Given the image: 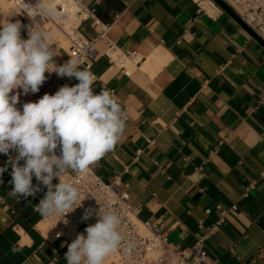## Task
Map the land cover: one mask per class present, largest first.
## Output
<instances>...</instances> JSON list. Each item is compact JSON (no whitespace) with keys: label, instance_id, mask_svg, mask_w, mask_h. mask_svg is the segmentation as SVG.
I'll return each instance as SVG.
<instances>
[{"label":"crops","instance_id":"1","mask_svg":"<svg viewBox=\"0 0 264 264\" xmlns=\"http://www.w3.org/2000/svg\"><path fill=\"white\" fill-rule=\"evenodd\" d=\"M82 1L96 16L82 23L86 37L100 31L96 21L111 25L97 42L93 87L111 90L127 116L122 140L95 163L98 174L129 194L141 223L160 226L183 248L204 234L201 224L217 222L236 205L205 242L207 264H264V48L204 0ZM112 44L126 57L128 74L106 56ZM55 48L63 64L68 49ZM17 91L19 109L37 101ZM7 161L0 154V167L7 166L0 176V264H47L57 255L56 264H67L72 241L48 236L34 210L47 189L11 197Z\"/></svg>","mask_w":264,"mask_h":264},{"label":"clouds","instance_id":"2","mask_svg":"<svg viewBox=\"0 0 264 264\" xmlns=\"http://www.w3.org/2000/svg\"><path fill=\"white\" fill-rule=\"evenodd\" d=\"M34 9L28 14L31 25L0 19V154L8 156L11 166L9 195L27 199L46 188L34 210L43 218L62 217L60 221L67 225V215L83 207L89 197L61 177L68 172L86 173L112 151L124 136L127 116L111 90L95 91V77L81 67L80 58L55 62L58 54L51 35L35 21L41 12L55 15L54 10L48 0H37ZM24 28L27 39L21 36ZM45 73L74 78L78 83L65 84L19 109L21 92L17 90L24 95L38 93L49 78ZM12 152L17 154L13 157ZM5 171L7 166L0 167V176ZM93 216L97 222L66 245L67 264H105L124 244L121 219L114 209L86 208L82 220ZM56 235L59 238L62 233Z\"/></svg>","mask_w":264,"mask_h":264},{"label":"built area","instance_id":"3","mask_svg":"<svg viewBox=\"0 0 264 264\" xmlns=\"http://www.w3.org/2000/svg\"><path fill=\"white\" fill-rule=\"evenodd\" d=\"M209 1L213 7L215 6L221 11L215 3ZM48 2L51 4L55 15H46L41 12L39 16L35 17V21L44 30L56 28L69 44V58H80L81 67L91 70L98 54L97 42L107 37L111 25L96 21L100 31L94 38H88L83 34L81 27L84 21L96 17L95 10L87 8L82 0H48ZM0 3L8 5L6 11L0 14V18L11 19L13 22L19 20L26 26L32 24V18L28 14L35 10L34 6L37 0H0ZM227 3L264 40V0H231L230 3ZM197 20L195 19V21ZM21 34L27 38V28L22 29ZM57 46L62 47L61 42L58 41ZM106 56L112 63L120 65L125 74L129 73L124 65L126 57L115 45L110 46ZM224 69L225 67H222L221 71ZM45 75L49 78L40 87L38 93L32 94L37 101L46 93L54 94L69 79L68 77L60 78L55 73H45ZM26 102L30 101L25 100L23 104ZM145 140L149 147L155 145V139L145 137ZM142 153L143 150H139L135 160H138ZM57 154L59 155V149H57ZM62 179L79 186L82 195L89 198L83 201V207L77 208L67 215V225L60 221L62 217H42L41 223L51 231L53 240H60L66 237V232L72 224L76 228L85 229L97 222L95 216L87 221L82 220L86 208L114 209L120 216V227L125 236L124 244L111 255V262L114 264H207L209 256L205 248L206 240L220 230L230 213L237 210V206L234 205L229 211L222 210V216L217 222L209 226L201 224L204 234L196 240L192 247L183 248L172 245L160 226L154 223H141L138 220L140 209L133 207L129 194L117 182H106L98 174L96 164L90 166L86 173L68 172ZM254 187L255 183L246 188L245 198L249 196ZM3 203L4 201L0 200V204ZM57 233H62V235L57 238ZM129 242H131V247H128ZM263 255L264 250L261 251L260 256ZM60 258L61 255H57L47 264H56Z\"/></svg>","mask_w":264,"mask_h":264},{"label":"water","instance_id":"4","mask_svg":"<svg viewBox=\"0 0 264 264\" xmlns=\"http://www.w3.org/2000/svg\"><path fill=\"white\" fill-rule=\"evenodd\" d=\"M218 7H220L226 14H228L234 21H236L250 36H252L263 48L264 40L258 36L232 9V7L225 0H212Z\"/></svg>","mask_w":264,"mask_h":264},{"label":"bare ground","instance_id":"5","mask_svg":"<svg viewBox=\"0 0 264 264\" xmlns=\"http://www.w3.org/2000/svg\"><path fill=\"white\" fill-rule=\"evenodd\" d=\"M199 1V0H198ZM227 2H231V0H226ZM204 7L206 8V9H208V5L206 4V2L204 3ZM6 11V8H4L3 7V9H2V7L0 8V14H2L3 12H5ZM4 19V18H3ZM6 19V18H5ZM58 31L56 28H48V31L47 32H49L50 33V35H51V40H52V43H53V45H55V39H54V36H52L55 32L54 31ZM59 32V31H58ZM56 34V33H55ZM58 36V35H57ZM24 37V36H23ZM55 37H56V35H55ZM25 38V37H24ZM57 38V37H56ZM56 46V45H55ZM55 46H53V48H55ZM126 62V61H125ZM49 234H51V232L49 233ZM77 234H79V232H77L76 231V226L74 225V224H72L71 226H70V230L68 231V232H66V235H67V238H69L71 241H73L75 238H76V236H77ZM86 235V234H85ZM49 236V235H48ZM112 261V258H111V256H109L107 259H106V261H105V264H108L109 262H111Z\"/></svg>","mask_w":264,"mask_h":264},{"label":"rangeland","instance_id":"6","mask_svg":"<svg viewBox=\"0 0 264 264\" xmlns=\"http://www.w3.org/2000/svg\"><path fill=\"white\" fill-rule=\"evenodd\" d=\"M204 1L206 2L207 5H209V2H210L209 0H204ZM211 1H212V0H211ZM212 2H213V1H212ZM213 3H214V2H213ZM215 5H216V4H215ZM1 7H2V9H3V7H4V8H7L8 5H7L6 3H0V8H1ZM0 19H2V18H0ZM2 20H7V19H2ZM46 31H48V28H47ZM54 32H55L56 34L54 33L52 36H54V39H55V45L57 46L58 41H59V42H61V44H62L63 47H65V48L68 49V45H69V44H68L67 40L65 39V37H64L63 35H61L60 32H58V31H56V30H55ZM55 35H56L57 38L55 37ZM57 35H58V36H57ZM55 45H52V47L55 46ZM56 46H55V47H56ZM54 59H55V58H54ZM55 62H56V60H55ZM56 63H57V62H56ZM81 230H84V228H82ZM49 233H50V231L48 232V235H51V234H49Z\"/></svg>","mask_w":264,"mask_h":264},{"label":"trees","instance_id":"7","mask_svg":"<svg viewBox=\"0 0 264 264\" xmlns=\"http://www.w3.org/2000/svg\"><path fill=\"white\" fill-rule=\"evenodd\" d=\"M120 9V8H119Z\"/></svg>","mask_w":264,"mask_h":264}]
</instances>
